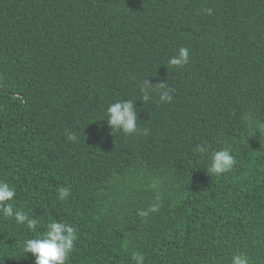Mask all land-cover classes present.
Segmentation results:
<instances>
[{
    "label": "trees",
    "instance_id": "obj_1",
    "mask_svg": "<svg viewBox=\"0 0 264 264\" xmlns=\"http://www.w3.org/2000/svg\"><path fill=\"white\" fill-rule=\"evenodd\" d=\"M121 99L135 134L108 127ZM0 180L37 231L77 229L67 264H264V0H0ZM33 234L0 215V264H34Z\"/></svg>",
    "mask_w": 264,
    "mask_h": 264
},
{
    "label": "clouds",
    "instance_id": "obj_2",
    "mask_svg": "<svg viewBox=\"0 0 264 264\" xmlns=\"http://www.w3.org/2000/svg\"><path fill=\"white\" fill-rule=\"evenodd\" d=\"M209 13L211 9L207 10ZM190 54L187 47H180L177 54L171 56L168 64L171 66H183L189 62ZM161 102L171 101L170 90L161 83L156 89ZM153 88L149 81L141 86L142 99L148 101ZM108 127L113 132H122L126 135L137 133V108L132 99H121L108 104L105 110ZM105 120V119H101ZM147 129L144 130L145 134ZM67 139L75 142L78 137L75 133H69ZM205 145H199L198 151L204 152ZM235 164V157L230 150L225 148L214 151L210 156V163L207 172L213 175H220L229 171ZM57 198L65 200L70 194L68 187L61 186L56 190ZM16 190L8 182L0 180V215L4 218L14 219L16 224H26L33 231L31 237L25 238L22 242V251L25 254L31 253L34 264H67V260L74 249L78 239L77 229L68 223L51 220L47 223L43 232L37 231L39 221L30 213L17 210L10 201H13ZM158 206H151L147 210H141L140 215L146 216L149 212H155ZM134 264H144L145 256L140 251L132 253ZM231 264H249L248 257L243 253H236L231 257Z\"/></svg>",
    "mask_w": 264,
    "mask_h": 264
}]
</instances>
